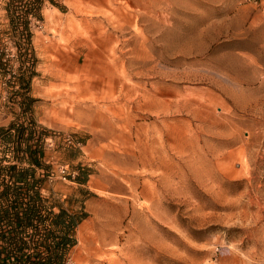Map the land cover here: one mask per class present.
<instances>
[{"label":"rangeland","instance_id":"374dc122","mask_svg":"<svg viewBox=\"0 0 264 264\" xmlns=\"http://www.w3.org/2000/svg\"><path fill=\"white\" fill-rule=\"evenodd\" d=\"M10 1L0 41L15 69ZM39 13L42 194L87 214L66 264H264V0H44ZM5 99L0 128L20 112Z\"/></svg>","mask_w":264,"mask_h":264},{"label":"trees","instance_id":"16d2710c","mask_svg":"<svg viewBox=\"0 0 264 264\" xmlns=\"http://www.w3.org/2000/svg\"><path fill=\"white\" fill-rule=\"evenodd\" d=\"M43 1L31 0L24 7L9 2V34L15 58L20 61L17 68L10 66L11 59L0 41V77L4 80L0 100L4 97L5 106L13 109L11 105L18 104L20 108L17 120L0 128V264H66L77 242L76 228L87 215L49 205L42 194L48 176L42 159L46 130L32 118L36 98L31 95V84L38 59L28 18L41 19ZM87 178L85 172L77 177L81 184Z\"/></svg>","mask_w":264,"mask_h":264},{"label":"built area","instance_id":"2783aa9c","mask_svg":"<svg viewBox=\"0 0 264 264\" xmlns=\"http://www.w3.org/2000/svg\"><path fill=\"white\" fill-rule=\"evenodd\" d=\"M63 172H65V170H63Z\"/></svg>","mask_w":264,"mask_h":264}]
</instances>
